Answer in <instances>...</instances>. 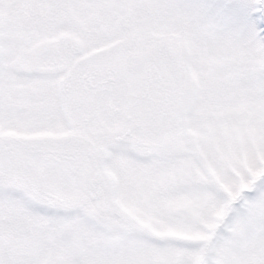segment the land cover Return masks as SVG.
<instances>
[{"label":"snow or ice","instance_id":"6c2138e0","mask_svg":"<svg viewBox=\"0 0 264 264\" xmlns=\"http://www.w3.org/2000/svg\"><path fill=\"white\" fill-rule=\"evenodd\" d=\"M0 264H264V0H0Z\"/></svg>","mask_w":264,"mask_h":264}]
</instances>
